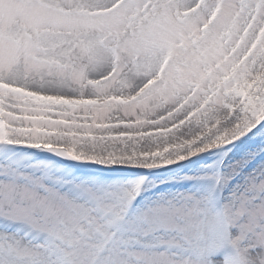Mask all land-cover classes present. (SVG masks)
<instances>
[{
    "label": "snow or ice",
    "instance_id": "snow-or-ice-1",
    "mask_svg": "<svg viewBox=\"0 0 264 264\" xmlns=\"http://www.w3.org/2000/svg\"><path fill=\"white\" fill-rule=\"evenodd\" d=\"M0 264H264V0H0Z\"/></svg>",
    "mask_w": 264,
    "mask_h": 264
}]
</instances>
